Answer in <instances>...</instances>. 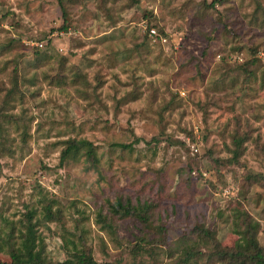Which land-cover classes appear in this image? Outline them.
Returning <instances> with one entry per match:
<instances>
[{
    "label": "rangeland",
    "instance_id": "1",
    "mask_svg": "<svg viewBox=\"0 0 264 264\" xmlns=\"http://www.w3.org/2000/svg\"><path fill=\"white\" fill-rule=\"evenodd\" d=\"M235 208L264 250V0H0V264L28 212L53 264H223Z\"/></svg>",
    "mask_w": 264,
    "mask_h": 264
},
{
    "label": "trees",
    "instance_id": "2",
    "mask_svg": "<svg viewBox=\"0 0 264 264\" xmlns=\"http://www.w3.org/2000/svg\"><path fill=\"white\" fill-rule=\"evenodd\" d=\"M254 61H252L253 63ZM73 143L63 150L61 161L69 154L72 149ZM120 148H127L130 146L118 145ZM146 208L143 206L138 210H128L126 213H132L144 224L147 223V218L142 216ZM27 220L23 223L25 232H21L19 240L20 245L16 248L17 253L20 255L18 264H53L48 262L43 256L42 251L38 248L36 242L35 225L32 223V213L26 214ZM104 227L111 230V225L106 222V219H101ZM13 231V228H11ZM233 229L234 233L238 236L237 242L232 248H221L216 243V238L210 234L208 230L197 227L195 229L196 235L203 239V241L210 242L212 245L211 254L218 256L223 264H264V250L257 241V234L260 225L257 221L251 218L246 212L240 208L233 210ZM13 239V234H9L6 241L9 243ZM215 242V243H214ZM56 264H96L91 258L87 257L86 253H74L70 258L65 259L63 262Z\"/></svg>",
    "mask_w": 264,
    "mask_h": 264
},
{
    "label": "built area",
    "instance_id": "3",
    "mask_svg": "<svg viewBox=\"0 0 264 264\" xmlns=\"http://www.w3.org/2000/svg\"><path fill=\"white\" fill-rule=\"evenodd\" d=\"M149 37H151V38H158L159 36H157V33H156V30L155 29H150L149 30ZM160 40L162 41H166V38H164V37H162V38H160Z\"/></svg>",
    "mask_w": 264,
    "mask_h": 264
}]
</instances>
